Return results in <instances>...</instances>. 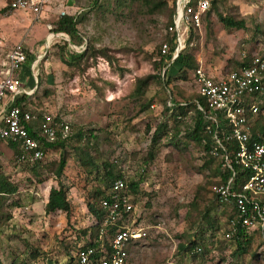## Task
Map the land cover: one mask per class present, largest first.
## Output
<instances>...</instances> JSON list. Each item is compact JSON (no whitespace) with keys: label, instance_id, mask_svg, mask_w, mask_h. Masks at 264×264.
Returning a JSON list of instances; mask_svg holds the SVG:
<instances>
[{"label":"rangeland","instance_id":"rangeland-1","mask_svg":"<svg viewBox=\"0 0 264 264\" xmlns=\"http://www.w3.org/2000/svg\"><path fill=\"white\" fill-rule=\"evenodd\" d=\"M87 4L79 12V34L85 45L90 42L111 56V62L101 54L78 65L60 60V54L70 52L65 44H77L78 39L53 31L59 17L57 4L34 15L6 13L0 1V68L5 54L16 44L26 52L32 48L40 54L27 60L31 68L37 59L36 78L30 72L23 75L25 87L36 80L27 102L34 110L50 112L72 124L73 129H92L96 138L91 154L98 165L87 176L76 156L71 155L61 177L70 203L69 216L63 211L45 213L43 188L57 183L47 164L58 159L59 148L47 150L38 168L33 169L16 162L6 142L0 141V175L17 186L3 207L6 215L0 223V264H10L15 258L55 264L71 247L85 242L90 232L82 231L93 228L87 202L97 204L99 195H94V190L103 189L109 182L104 162H113L114 170L128 183L138 182L132 219L146 226L148 234L131 248L127 264H232L229 253L233 245L224 237L223 211L228 207L217 205L214 199L213 188L221 177L215 166L217 170L219 165L214 161L202 165L206 158L193 143L174 144L162 136L156 146L151 145L152 132L163 117L162 100L167 96L161 84L149 83L141 98L153 100L154 108L141 111L138 102L128 96L137 77L157 72V48L165 37L167 7L145 13L146 8H139L137 2L117 7L112 0L110 5L93 9V0ZM219 13L243 19L245 28H224ZM201 25L196 46L188 50L206 70L224 74L236 68L248 51L251 55L259 52L264 40V0H215ZM176 69L173 64L166 76L170 79L169 74ZM167 88L176 99L195 93L192 70L187 71L186 79L172 77ZM39 177L51 180L44 187ZM203 212H208L218 229L208 228ZM188 239L202 244L204 252L192 257L181 251L178 245ZM260 245L261 239L255 234L252 247L258 249Z\"/></svg>","mask_w":264,"mask_h":264},{"label":"built area","instance_id":"built-area-1","mask_svg":"<svg viewBox=\"0 0 264 264\" xmlns=\"http://www.w3.org/2000/svg\"><path fill=\"white\" fill-rule=\"evenodd\" d=\"M46 2L47 0H8L5 3V11L11 13L22 10L38 15ZM209 7L210 0H175L172 23L165 29V33H175L171 64L182 51L196 46V35L200 32L202 17ZM62 14L68 13L61 10L59 15ZM74 16L78 18L79 14ZM68 46L78 52L85 48L84 43H68ZM168 52L169 43L161 42L160 54ZM26 61L25 48L16 44L8 50L0 71V140L17 143L20 151L16 155V162L32 166L45 157L40 139L54 140L57 123L53 121L50 112H41L39 118L30 108H22L16 104L18 97L30 95L36 87V80L34 86L29 89L22 86L17 72ZM36 66L34 60L30 68L34 78ZM193 82L196 92L202 98V102L195 100V106L201 113L204 132L210 135V145L207 149L203 148L205 138H202L200 153L204 158L221 161L219 171H230L225 182L214 186V193L218 200L224 203L233 199L237 210L236 219L241 221L246 230L261 228L263 231L264 141L260 134L252 132L251 127L255 118H264V100L260 98L264 93V40L259 52L252 55L247 65L224 74H213L198 66L193 71ZM167 105H174L171 96ZM150 107H155L154 102ZM176 117L182 118L181 114ZM68 131L69 125L65 122L60 128L61 135L65 136ZM235 166L244 172L239 183L237 178L240 176L234 169ZM127 186L126 178L118 177L111 181L109 198L99 200V205L105 211L104 216L100 219L91 216V226L97 227L98 233L94 238L89 234L85 238V241H92L95 245L84 247L85 242H82L71 247L61 264L128 263V245L133 247L141 242L147 236L148 228L132 219L135 206ZM233 223L234 219H230L229 224Z\"/></svg>","mask_w":264,"mask_h":264},{"label":"trees","instance_id":"trees-1","mask_svg":"<svg viewBox=\"0 0 264 264\" xmlns=\"http://www.w3.org/2000/svg\"><path fill=\"white\" fill-rule=\"evenodd\" d=\"M112 0H93V7L95 8H101L103 5H110V2ZM117 7L132 4L134 2H137V5L139 8H146L145 13H154L156 10L162 8V6L167 7V23L165 26V29L167 26L172 23L173 14L175 12V0H114ZM126 3V4H125ZM169 5H168V4ZM215 3V0L211 1L209 9L205 12L202 19L210 14L211 6L213 8ZM218 19L222 23L223 27L226 29H244L245 28V21L243 19H238L230 15L225 14H218ZM79 23V19L76 18L74 15L71 14H62L59 15L57 20L54 23V32H63L67 34L70 38H76L78 39V43L74 45H80L83 43V37L79 34L77 25ZM72 38V39H73ZM163 41H167L169 43V52L166 54H160V45L158 46V54L159 59L156 62V68L157 72L149 73L140 77H137L134 82V86L131 92H129L128 96L139 104V110L143 111L147 108H149L150 104L153 103V100H141L142 96L145 93V90L149 83L155 82L157 84H161L164 89H167V96L163 98L162 100V112L163 117L162 120L159 121L157 126L152 132V146H156L157 143H159V140L163 137L168 138L169 142L171 143H193L198 146H202L203 143H201L202 138H205V143L203 144V148L207 149L210 145V135L206 132H204V124L203 119L201 116V113L197 110L195 106V100H199L202 102V98L199 96L197 92L189 94V95H183L181 94V98L178 99L173 98L174 105L168 106L167 100L168 98L173 95V92L170 91L167 87L170 84L171 78L175 77H181L182 79L187 78V71L192 70V72L199 66L198 61L195 59L194 55L189 52V50L182 51L178 58L173 61L172 63L176 64V73L169 74V77L166 76L169 69H172L173 64L170 63L174 44H175V33L167 32L165 33V37ZM68 46V44H65ZM70 49L69 53L66 54V56L60 54V60L68 65H78L81 60L96 56L97 54H101L107 57V59L111 62V56H109L105 51L96 48L92 43L88 42L85 45V48L78 52ZM252 55L247 52V54L243 57L242 61H239L236 63V68H240L242 66L247 65L251 61ZM170 63V64H168ZM168 65V66H167ZM165 68L164 73L163 69ZM30 98L29 95H22L17 98L16 104L19 105L22 108H30L34 113L38 114V117H41V112L38 110H34L33 107L29 105V102L27 100ZM260 98L264 100V93L260 95ZM181 114V119H177L176 115ZM53 121L57 123V133L52 141H46L44 138H41L42 142V148L46 151L53 148H59V157L57 160H53L47 164L48 169L53 173V175L56 177L57 180V186L56 187H50L47 201L44 205V212L45 213H52L57 210L63 211L66 213V217L68 218L69 212H70V203L67 199V189L64 187L63 183L61 182V177L63 175V170L66 166L67 160L71 155L76 156L78 163L83 168L84 172L87 174V176H90L93 174L94 171L97 170L98 165L94 162L92 159L91 154V148L94 146V142L92 141L93 138L95 140L96 135L94 134V131L92 129L83 128L82 126H77V128L73 129V125L69 124V131L68 133L63 136L61 135L60 128L62 127V124H64V121H61V119L58 116H53ZM67 123V122H66ZM147 129H150V126H147ZM251 130L254 134H260L262 137V141H264V118L262 116H258L254 119V122L252 124ZM182 140V141H181ZM9 146L13 149L14 159L16 161V155L19 154V147L17 143L9 141ZM93 145V146H92ZM66 147H70L72 150H67ZM148 158H151V153H148ZM217 162L216 164L220 165L221 161H216L213 158H206V161L202 165H206L210 162ZM40 161H36L32 167L38 168ZM103 168L106 169V176L109 179V182L106 184L103 189L97 188L94 190V195H99L97 198V204H94L93 202L88 201L87 202V208L88 210L98 219L102 218L104 216L105 211L101 208L99 205V200L102 198H109V186L111 181L114 178L122 177L125 178L123 174H121L120 171H115V165L113 162H104L102 164ZM236 171H238V174L240 177L237 178V183L241 181L242 176L244 175V172H241L237 166L234 168ZM217 171L221 177L217 184L225 182V180L229 177L230 171L229 170H223ZM216 172V173H217ZM36 174V173H34ZM38 181H42L41 178H38ZM138 188V182L131 181L128 183L127 191L132 196L134 193H136ZM107 189V190H104ZM236 189V188H235ZM17 191L16 184H13L7 178L5 175H0V223L1 218L4 217L6 214L3 212V207L5 203L8 201L10 196L14 194ZM214 199L216 204L221 206L228 207V211L224 212L223 214L226 216V222H225V228H224V237L227 241L231 242L233 247L230 251V258L232 264H253V261L255 262H261V264H264V227L263 231L260 229H253V230H246V228L242 225L241 221L239 219H236L237 210L234 206V202L231 201L229 203H224L218 200L217 195L214 193ZM134 204V198L132 200ZM202 220L207 224L208 228L211 229L213 227L214 229L217 228V224H213V219L208 217V212H203ZM230 219H234L233 224H229ZM114 227H112L113 229ZM110 229V232L111 230ZM89 231L90 237L94 238L98 233V228L93 227L88 230L86 228L83 230V233H86ZM258 235L261 239V245L260 247L253 248L252 242H253V236ZM95 245L92 241H85L84 247L86 246H92ZM263 246V247H262ZM132 246L128 245L127 249L130 252ZM178 248L181 251L188 252L191 254L192 257H195L196 255H200L204 252V248L202 247V244L197 243L195 239L190 240L188 239L187 242H180L178 245ZM248 257V259H247ZM10 264H36V263H29L24 262L23 260L18 261L17 258L11 261ZM57 264V263H55Z\"/></svg>","mask_w":264,"mask_h":264},{"label":"crops","instance_id":"crops-1","mask_svg":"<svg viewBox=\"0 0 264 264\" xmlns=\"http://www.w3.org/2000/svg\"><path fill=\"white\" fill-rule=\"evenodd\" d=\"M1 2H4V8H5V3L8 1V0H0ZM90 0H85V1H83V3L82 2H79V0H47V2H46V4L44 5V7L43 8H46V7H49V5L51 4V5H55V4H57V6H58V8H59V14H60V11L61 10H64V11H66V13H68V14H71V15H75V14H79V12L81 11V10H83V9H85L84 7H87L88 6V2H89ZM18 13H21V12H24V13H28V11H22V10H18L17 11ZM41 12H43V11H41ZM29 13H31V12H29ZM42 15V14H41ZM80 15V14H79ZM65 37V36H64ZM259 39V38H258ZM47 40V38H45V41ZM83 43L85 44V41H83ZM25 51H26V48H25ZM27 51L28 52H26L27 53V60H28V57H30L31 55L33 56V55H35L36 54V51L34 52V50H32V48H30V49H28L27 48ZM6 55H7V53L5 54V58H4V60H3V62L1 63V68H0V71L2 70V68H3V64L5 63V61H6ZM36 55H40V54H36ZM198 59V58H197ZM201 68H203V69H205L202 65H199ZM238 69V68H237ZM206 70V69H205ZM232 70H236V69H231V70H229V71H232ZM206 71H208V72H210V73H213L214 74V72H212V71H210V70H206ZM229 71H227V72H229ZM28 72H30V74H31V70H30V65H29V63L26 61L22 66H21V68L18 70V75L20 76V78H21V82L23 81V75L24 74H26V73H28ZM192 74H193V72H192ZM216 74V73H215ZM33 85V82L31 81V86ZM22 86L24 87V88H26V89H28V88H30L31 86H29V87H25L24 86V84H22ZM196 90V89H195ZM0 141H2V140H0ZM2 142H6V141H2ZM5 145L8 147V149H9V151H10V153L11 152H13V149H12V147H10L9 146V143L8 142H6L5 143ZM219 171V170H218ZM51 180V179H50ZM50 180H43V181H41V183H43L42 184V186H44V187H46V183H48V181H50ZM57 181V180H56ZM38 185H40V184H38ZM56 187L57 186V183L55 184V185H50L49 187H46V188H43V187H41V188H43V190H44V196H43V204L45 205V203H46V201H47V198H48V193H49V189H50V187ZM57 211H60V210H57ZM65 213V212H64ZM61 262H63V260H60ZM58 262L57 264H61V262ZM38 264V263H37Z\"/></svg>","mask_w":264,"mask_h":264},{"label":"bare ground","instance_id":"bare-ground-1","mask_svg":"<svg viewBox=\"0 0 264 264\" xmlns=\"http://www.w3.org/2000/svg\"><path fill=\"white\" fill-rule=\"evenodd\" d=\"M36 63H37V59H36V61H35Z\"/></svg>","mask_w":264,"mask_h":264}]
</instances>
